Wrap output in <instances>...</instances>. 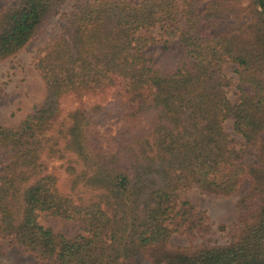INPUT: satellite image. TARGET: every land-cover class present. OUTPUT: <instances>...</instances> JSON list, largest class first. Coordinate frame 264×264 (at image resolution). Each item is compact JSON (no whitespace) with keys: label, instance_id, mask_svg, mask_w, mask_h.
Masks as SVG:
<instances>
[{"label":"trees","instance_id":"trees-1","mask_svg":"<svg viewBox=\"0 0 264 264\" xmlns=\"http://www.w3.org/2000/svg\"><path fill=\"white\" fill-rule=\"evenodd\" d=\"M66 1L0 7V63ZM228 19L226 31L211 32ZM155 28L177 37L191 67L148 65L142 33ZM225 62L237 66L234 102ZM34 65L43 105L16 127L0 125V240L40 264H264V0H86ZM249 152L255 162L244 166ZM245 176L228 243L169 247L174 234L208 230L178 191L228 197ZM40 215L77 221L85 234L65 238Z\"/></svg>","mask_w":264,"mask_h":264},{"label":"rangeland","instance_id":"rangeland-1","mask_svg":"<svg viewBox=\"0 0 264 264\" xmlns=\"http://www.w3.org/2000/svg\"><path fill=\"white\" fill-rule=\"evenodd\" d=\"M8 1L0 0V7ZM85 2L86 0L66 1L33 40L15 56L0 63V125L8 128L16 127L27 115L33 114L43 105L46 90L34 64L49 41L63 31L68 15L73 12L76 6ZM231 24H233L232 19L217 22L211 32H224ZM174 28L176 30L183 29L184 21H180ZM142 35L149 37L143 54L148 60V65L154 70L160 73H172L181 65L187 68L193 65V61L185 54L177 37H162L158 28L143 32ZM221 72L229 82L226 89L227 97L231 102H234L239 92L237 66L234 63L225 62ZM109 125H111L110 128L116 129L115 124ZM223 128L229 139L233 141L232 145L236 149L240 148L243 139L234 132L231 118L224 122ZM262 139L264 140V134ZM255 159V154L249 152L241 159V162L244 166H248L254 163ZM54 166L57 167L58 164H54ZM57 174L62 182L64 175L60 170H57ZM249 187L250 179L245 176L236 193L228 197L201 192L195 187L178 191L179 203L189 202L197 212L202 213L208 230L207 232L196 231L193 234H174L169 240V247L192 246L205 240L217 244L228 243L232 233L239 227L240 207L238 203L247 194ZM38 222L44 227L51 228L54 233L62 234L65 238L85 234L82 224L74 220L40 215ZM0 264H40V262L24 250L10 245L8 241L0 240Z\"/></svg>","mask_w":264,"mask_h":264}]
</instances>
